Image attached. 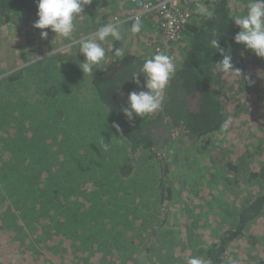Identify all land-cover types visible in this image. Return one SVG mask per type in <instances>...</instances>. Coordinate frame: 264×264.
I'll list each match as a JSON object with an SVG mask.
<instances>
[{
    "label": "trees",
    "instance_id": "trees-1",
    "mask_svg": "<svg viewBox=\"0 0 264 264\" xmlns=\"http://www.w3.org/2000/svg\"><path fill=\"white\" fill-rule=\"evenodd\" d=\"M201 4L213 10L214 15L211 18L198 15L197 7ZM188 6L194 14L193 20L187 26L186 41L181 44L180 60L177 63L174 62L176 71L164 91L162 108L143 117L134 116L131 122L121 111L127 106V94L130 91L139 90L132 80L133 74L139 71L146 58H150L155 53L152 52L154 51V40L150 41L149 38L159 39L162 35L161 30L150 18L151 24L144 22L146 18L141 21L142 27L138 33L131 31L134 20L126 21L124 26L131 34L133 43L144 42L147 44L146 47H138L136 48L138 50L133 52L127 48L123 49V59L114 55L107 57L100 69H94L93 75L87 77L92 87L85 95L100 103L97 104L99 110L92 112L96 113L98 118L90 126L103 127L104 130L110 127L108 134L111 138L104 140L103 137L100 138L97 135L83 134V123L80 119L73 120L75 117L72 106L69 108L71 118L67 116L66 110L60 107L56 111L64 115L65 121V124L58 126L61 130V137L57 145H54L56 139L50 138L52 145L48 148L50 152L47 155V164H33L30 167L32 197L26 193L27 190L24 187L26 185H19V191L28 197L29 203L40 205L38 209L34 206L28 210L25 209L29 219L33 221L35 217L48 216L46 227L62 228L60 233L66 236L69 232L76 234L77 231L83 239L85 238L83 234L86 237L98 235L104 247L101 251L107 255L117 254L120 260L125 261L126 257L123 253L129 251L132 244V240L120 238L131 233L129 229L133 228L134 232L131 234L140 239L143 235L151 234L147 230L148 225H161L164 228L157 236L158 240L153 249L157 253L151 254L147 264H175V262L187 264L190 257H198L204 261V264H233V258L230 259L228 255L238 256L240 252L235 248L240 249L241 258L247 260V262L240 260V264H256L258 258L264 259V234L260 236L261 239L252 236L253 228L264 221V126L260 129L262 136L255 148L256 151L254 154H248L250 164H244L245 177L249 184L255 185L257 192L250 194L249 198L239 204L233 200L232 203L227 202V195L224 191L222 192L221 186L210 192L204 203L200 198L197 202L191 199L190 202L194 206H184L183 215L187 212L185 217L193 220L192 225L184 229L183 237L187 239L185 241L179 242L177 238L183 233V228L179 226L181 217L177 216L172 220L166 218L174 207L173 201L171 203L173 184L167 182L169 169L174 173L177 164L187 166L190 163V155L198 154L201 148L203 149L210 143L213 136L231 129L234 116L239 114V111L232 113L225 94L236 87L237 91L243 92L246 97H256L254 102H260L261 97H264V92L261 91V88L264 89V57H258L244 45L234 42L233 37L239 28L231 19L240 14L233 11L234 6L231 7V2L229 0H188ZM22 12L30 15L31 18L38 19L36 0H0V27L10 22L12 16H18ZM107 21L108 19L104 17V23H108ZM148 29H151V32ZM213 33L217 36L221 47L226 51L230 47L234 65L242 70V76L217 71L215 63L220 61L222 56L211 47L210 40L214 38ZM137 36L141 37V42ZM181 39L172 47L181 42ZM75 69L78 71L77 67ZM65 73L69 77L68 70H65ZM73 73L77 72L74 70ZM257 74L260 75L259 78L256 77ZM2 78V82L8 81L5 85L0 81V97H4V102L10 99V96H13L16 101L15 95L20 94L23 98L17 101L30 103V95L25 90L30 87L31 83H27L22 70L12 73L10 77ZM140 80L143 83L142 74ZM37 83L40 84V82ZM14 84L19 87L17 90L13 88ZM41 86L42 83L38 89H41ZM44 90H40L37 95L41 97L43 103H46L43 100H55L59 95L56 91H51V88ZM5 95L10 96L5 100ZM10 102H8L9 105H12L13 101L10 100ZM2 105L3 102L0 103V120L8 121L14 116L8 115ZM238 106L240 110H246L248 113V108ZM25 108H23V113L19 114V119L30 117V112L25 114ZM42 109L45 111L46 106L44 105ZM80 111L81 114L84 113V109L81 108ZM113 122L120 125V132L112 127ZM160 131L164 132L166 137L171 136L167 140L175 141L172 147L167 144L162 145V142L157 140L155 135ZM235 136L237 139L241 136L242 140V136L252 138L243 132V129L237 130ZM25 141L30 143L31 140L27 138ZM243 142L251 143L252 141L243 140ZM104 143L108 144V154H102L105 150ZM225 145L224 149L223 146L221 148L226 153H230L229 145L227 143ZM234 146H231V152ZM128 151L131 155L125 154ZM256 152L263 155L262 160L255 156ZM134 158V162H138L136 165L132 166L126 161V159L133 160ZM89 159L90 166H88ZM146 161H149L148 164ZM202 162L196 161L192 171L202 169L204 167ZM29 163L28 159L26 167ZM70 165L74 166V169L79 167L86 172L82 173L79 170V176H81L79 179L70 178L66 174V184L73 182L70 184L73 185L72 188H79L81 184L83 187L88 181L90 190L85 189L76 196L77 201L70 199L64 207L59 196L68 197L66 194L68 189L65 187V193L61 194L54 188L53 180L57 179V170L61 168L65 173H72L73 170H69ZM38 166H40L39 169ZM5 167V164H0V170ZM26 167L24 166L25 169ZM226 167L234 172L239 171V168L232 164L231 158H228ZM143 172L160 175L159 186L157 185L160 191L156 188L152 189L153 185L149 187L155 178L151 183L143 185ZM210 173L211 181L208 184L218 181L217 172ZM13 174L16 176V171H13ZM94 178L96 181L100 180L99 188L107 185L108 199L112 202V206L104 198L101 199L102 196L97 195L99 189L97 186L92 188ZM52 183L54 184L51 185ZM195 183L193 181L191 185ZM157 198L159 210L155 208ZM162 207H164L163 211L166 210L164 218L159 217ZM194 207L198 212L194 211ZM157 211L159 212L156 215ZM142 213L143 220H146L147 224L142 223L137 228L135 221L132 223V220L139 218ZM105 216L106 220H104ZM87 217L91 225H86ZM199 219L202 220L201 224L197 222ZM211 219H214L215 223L218 221L219 225L209 231L212 235L211 241L202 244V236L200 239L194 238V231L198 228H206L211 222L206 220ZM94 223L98 226L95 227ZM14 242L16 248L18 242L17 240ZM80 248L94 256L93 262L98 259L96 254H91L96 252L88 242L86 246L83 245ZM10 251L5 249L0 251V264H6L8 258L14 259L13 256L9 257ZM36 252L38 251H32V253ZM176 252H181V255L189 254L187 257L180 258L181 255L176 256ZM89 255L86 256L87 260H89ZM23 263L28 264L26 261ZM86 263L89 264V261ZM112 264H116L115 261H112Z\"/></svg>",
    "mask_w": 264,
    "mask_h": 264
},
{
    "label": "rangeland",
    "instance_id": "rangeland-1",
    "mask_svg": "<svg viewBox=\"0 0 264 264\" xmlns=\"http://www.w3.org/2000/svg\"><path fill=\"white\" fill-rule=\"evenodd\" d=\"M126 1L127 0H92V3L86 6L81 13L83 16L74 21V31L68 38L60 37L50 29L42 30L34 27V22L37 18H31L30 15L24 12L18 16H12L10 22L0 27L1 83L5 85L8 82H2V77H10L12 73H17L21 70L22 74L25 75L27 83H31L30 87L25 90V92L30 95V103L25 104L22 101H17L23 98L20 94L15 95L16 101L13 96L10 95H5V100L10 96V99L5 102L3 101L4 97H0V103L3 102L2 106H4L8 115L14 116L8 121L0 120V164L6 165L5 169L0 170V251L3 249L10 251L12 248L9 257L13 256L14 258L12 260L8 258L6 264H26L23 263L24 261L28 264H87L86 261H89V264H102L104 262L112 264V261H115L116 264H147L148 260L151 258V254L155 252L153 249L158 240L157 236L160 231L163 230L162 228H164L161 225H148L147 230L151 234L143 235L140 239H137L135 235L131 234L134 232L133 228L128 230L131 233H127V236L120 237L128 241L132 240L129 251L123 253L126 257L124 261L123 259L120 260L117 254L107 255L105 252L101 251L104 247L98 235L86 237V235L83 234L85 237L83 239L79 231H77L76 234L69 232L66 236L60 233L62 228L57 226L46 227L48 216L40 218L35 217L32 221L26 216L25 212L33 206L38 209L40 205H37L39 203H29L28 197H25L24 194L19 191V185H26L24 186L27 190L26 193L32 197L31 194L33 192L31 189L33 186H30L29 179L31 176L30 167L33 166V164H47V155H49L50 152L48 148L52 145L50 138H55L56 141L54 145H57L58 139L61 137V130L58 126L60 124H65L63 119L64 115L56 111L60 107H63L66 110L67 116L70 117L69 108L72 106V110L74 111L73 116L75 117L73 120L78 121V119H80L83 123V134L87 136L97 135L100 138L103 137L104 140H109L111 138L108 134L110 127L104 130L103 127L93 128L90 126V124L96 122L98 118V115L92 112L99 110L97 104L100 103L94 98L91 99L85 95L90 91L92 86L87 79L88 75H84L78 66V63L83 61L84 57L78 49V44L74 42L90 37L99 27L106 24L104 23V17L108 19V23H114L115 20L119 24H123L119 22V20L117 21L115 17H124L125 15L121 14H124L126 10L127 12L129 11L128 6L122 9V6L127 3ZM229 1L231 2L232 0ZM233 6L237 12H243V8H241L240 5L235 6L232 1L231 7L233 8ZM142 20L143 19H141V21ZM125 24L119 25L121 31V39L119 41H113V39L109 37L102 42V46L106 49V58L114 55L111 51L112 44L122 50L127 48L131 52L138 50L136 49L138 47H146L147 44L141 42L140 36H137V38L141 43H133L132 36L125 28ZM148 30L151 32V29ZM41 31H47V38L40 37ZM186 37L187 35L181 39V42L171 47L169 53L173 54V63L179 62L181 44L183 41H186ZM149 40H154V44L156 42L160 43L161 41L160 38L157 39L153 37H150ZM175 42L176 41L169 42V45H173ZM152 52L154 51L152 50ZM75 67L78 68V71ZM65 70H68L69 77H67ZM74 70L77 72L76 74L73 73ZM70 72H72V75H70ZM259 76V74L256 75L258 78ZM37 82H40V84ZM41 83V89H38ZM13 88L17 90L19 87L14 84ZM48 88H51V91H56L59 95L55 100L46 101L45 99L43 101L46 103H43L41 97L37 95L40 90L45 89L44 91H47ZM261 91L264 92V89L261 88ZM225 97L228 98L229 108L232 113L239 111V114L234 116L235 119L231 129L217 136H213L210 143L203 149L201 148L198 154H191L189 157L190 163L187 166L184 164H177L174 173L169 169V179H167V182L173 184L171 203L173 201L174 207L171 209V213L169 215L167 214L166 218L167 220H172L177 218V216L178 218L181 217L179 226L183 228V233L181 236L177 237L179 238V242L181 240H187L183 237L184 229L191 226L193 222L192 219L185 217L187 212L183 215L185 212L184 206H194V204L192 205L190 202L191 199L197 202L200 198L204 203L209 196L208 194L221 186L222 192L224 191V194L227 195V202L232 203L233 200L239 204L249 198L250 194L257 190L255 185H251L247 181L244 164H250V161H248V154H254L256 151L255 148L262 136V131L260 129L264 126V97H261L260 102H254L253 100H255L256 97H246L243 92H238L236 87L230 89L225 94ZM10 100L13 101L12 105L8 103ZM44 105L46 106L45 111L42 109ZM238 105L243 108H248V113L246 110H240ZM23 108H25L26 115L30 112V117L19 119V114L23 113ZM81 108L84 109L83 114H81ZM239 129H243V132L252 136V138L242 136L244 141H252L251 143L243 142L241 136L237 139L235 134ZM36 132H38V134H36ZM155 136L159 142H162V145L167 144L171 146L175 143L172 139L167 140V138H171V136L166 137V134L162 131L156 133ZM27 138L31 140L30 143L25 141ZM233 142L236 143L234 144ZM226 143L229 145L228 151L230 153H226L223 150L226 147ZM232 145L235 146L231 152L230 149ZM221 146H223V149ZM105 153L108 154L109 150H104L102 154ZM258 153L259 152H256L257 155L255 156L262 160L263 155ZM125 154L130 153L128 151L125 152ZM27 158L30 160V163L26 167ZM228 158H231L232 164L239 168V171L234 172V170L226 167ZM93 159H96V157H93ZM134 160L135 158L133 160L126 159L132 166L138 163L134 162ZM198 160L200 162L203 160L202 163L204 167L199 171H192L194 163ZM148 162L149 161H146V164H148ZM90 164L91 161L89 159L88 166H90ZM142 165H144V163ZM37 168L39 169L40 166ZM69 170H73L72 173H65L62 168L57 170V179L53 180L55 183L54 188L61 194L65 193V187L68 189V191H66V194H68V197H66L67 199L59 196L61 204H64V207L67 206V201L70 199L77 201L78 198L76 196L85 189L90 190L88 181L86 185L82 187L81 184L79 188H72L73 185L70 184L73 182L66 184V174L70 178L79 179L81 178V176H79V170H81L82 173L86 172V170H82L79 167L74 169L72 165L69 166ZM13 171H16V176H14ZM210 172H217L218 174V181L212 184H208V182L211 181ZM87 174H89L88 171ZM143 174V185L151 183L155 178L153 184L149 185V187L153 185L152 189L156 188L160 191L158 187L160 175L144 172ZM192 180L196 182L194 185H191L193 183ZM100 185V180L96 181V178H94L92 181V188L94 186L99 188ZM97 195L99 197L102 196L101 199L104 198V200L106 202L108 201L112 206V202L108 199L109 193L107 185L100 187ZM155 204V208L159 210L158 198ZM25 209L27 210L25 211ZM163 209L164 207L161 208L162 212L159 213L160 218H164L166 210L163 211ZM194 211L198 212L195 207ZM158 212L159 211H157L156 215ZM143 213L139 218L136 217L135 220H132V223L135 221L134 224L137 228H139V225L142 223L145 225L147 224L146 220H143ZM87 218L88 220L85 222L86 225H91L89 217ZM140 219H142V221ZM104 220H106V216ZM206 221L211 222L206 228H198V230L194 231L193 235L194 238L197 239H200V236H202V244H207L211 241L212 235L209 231L215 229V227L219 225L218 221L216 223L214 222V219ZM197 222L201 224L202 220L199 219ZM94 225L95 227L98 226L96 223H94ZM262 234H264V221H262L260 225L255 226L252 230V236L258 239H261L260 236ZM16 240L18 244L15 248L14 241ZM87 242L89 246L92 245V248L96 252L91 253L97 255L98 259H95L94 262L92 259L94 256L89 255L90 253L88 251H86V253L85 250H81L80 248L83 245L86 246ZM235 249L240 252L239 255L229 254L228 257L230 259L233 258V264H240V260L246 259L241 258L242 251L240 249ZM35 250L38 252L32 253V251ZM176 253V256H179V254L181 255V252ZM188 254L189 253L181 255L180 258L187 257ZM88 255L89 260L86 259ZM245 262H247V260ZM175 264H178V262H175ZM256 264H264V259L258 258Z\"/></svg>",
    "mask_w": 264,
    "mask_h": 264
},
{
    "label": "clouds",
    "instance_id": "clouds-1",
    "mask_svg": "<svg viewBox=\"0 0 264 264\" xmlns=\"http://www.w3.org/2000/svg\"><path fill=\"white\" fill-rule=\"evenodd\" d=\"M91 3L92 0H36L38 19L34 22V27L42 30L50 29L56 35L68 38L74 31V21L83 16L81 13ZM197 13L206 18L214 15L213 10L203 4L197 7ZM231 20L239 28L233 37L234 42L244 45L256 56L264 57V0H248L246 12L235 15ZM141 27V20L137 17L131 26V31L138 33ZM47 35V31L40 32L41 38H47ZM213 36L214 38L210 40L211 47L222 56V59L215 63L217 71L242 76V70L234 65L230 47L226 51L220 46L215 33ZM109 37L113 41L121 39L119 23H106L90 37L74 42L78 44V49L84 57L83 61L78 63L84 75L92 76L94 69H100L106 59V49L102 46V42ZM111 51L115 57L123 59L124 51L121 48L112 44ZM175 71L173 58L164 52H156L144 60L139 71L132 76L139 90L127 94V106L121 109L129 122L133 121L134 116L143 117L162 108L164 91ZM141 74L143 83L140 80ZM249 83H251L250 79ZM112 127L117 132L121 131L120 125L116 122H113ZM103 146L105 150L108 149L107 143ZM187 264H204V261L198 257H190Z\"/></svg>",
    "mask_w": 264,
    "mask_h": 264
},
{
    "label": "built area",
    "instance_id": "built-area-1",
    "mask_svg": "<svg viewBox=\"0 0 264 264\" xmlns=\"http://www.w3.org/2000/svg\"><path fill=\"white\" fill-rule=\"evenodd\" d=\"M130 2L129 13L124 17H115L119 22L150 18L161 30V41L154 45V52L169 53L173 42L185 37L187 26L193 20L192 11L189 9L188 0H127ZM123 18V19H122ZM114 23H118L114 20ZM162 42V44H161Z\"/></svg>",
    "mask_w": 264,
    "mask_h": 264
},
{
    "label": "crops",
    "instance_id": "crops-1",
    "mask_svg": "<svg viewBox=\"0 0 264 264\" xmlns=\"http://www.w3.org/2000/svg\"><path fill=\"white\" fill-rule=\"evenodd\" d=\"M117 1H118V0H117ZM232 1H233V3L235 4V6L240 5V7L243 8V12H242V11L238 12L240 15H241V14H244V13L246 12V7H247L248 0H232ZM232 1H231V2H232ZM126 6L129 7V6H130V3H125V4L122 6V9L127 8ZM237 9H238V8H237ZM233 11H234V12L236 11L235 8L233 9ZM121 15H128L127 10L124 11V14H121ZM144 22H146V23H148V24H151V21H150L149 17L146 18V20H145ZM125 23H127V22H124L123 24H125ZM125 28H126V27H125ZM160 38H161V37H160Z\"/></svg>",
    "mask_w": 264,
    "mask_h": 264
}]
</instances>
